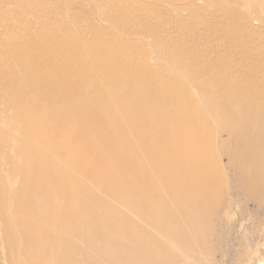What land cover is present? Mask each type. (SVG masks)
<instances>
[{
    "label": "bare ground",
    "instance_id": "1",
    "mask_svg": "<svg viewBox=\"0 0 264 264\" xmlns=\"http://www.w3.org/2000/svg\"><path fill=\"white\" fill-rule=\"evenodd\" d=\"M223 5L227 18L201 40L204 47L178 46L172 66L185 78L180 85L158 79L160 58L119 71L107 58L81 61L89 50L81 39L22 35L19 16L0 10V264H218V205L239 206L242 235L257 229L264 0ZM138 66L159 72L129 78ZM114 112L144 125L115 122L124 138L108 142L102 122ZM152 117L158 121L147 124ZM73 130L107 143L89 156L95 163L78 158L85 147L49 139ZM113 196L118 206L109 203ZM94 203L98 209L89 210ZM256 263L249 256L247 264Z\"/></svg>",
    "mask_w": 264,
    "mask_h": 264
},
{
    "label": "rangeland",
    "instance_id": "2",
    "mask_svg": "<svg viewBox=\"0 0 264 264\" xmlns=\"http://www.w3.org/2000/svg\"><path fill=\"white\" fill-rule=\"evenodd\" d=\"M224 1L226 0H0V10L4 15L8 12L19 16L18 30L22 35L34 31L41 36L38 40L46 42L49 41L47 34L55 38L81 39V43L89 47L88 52L81 51V61L107 58L116 63L119 71L131 67L133 61L140 63L150 57L160 58L163 62L155 66L161 71L158 79L163 84L180 85L185 78L180 79L178 70L172 66L177 61L175 52H178V46L184 45L189 50L201 45L204 47L205 43L201 40L211 34L212 27L221 24V19L227 18ZM99 41L101 44H95ZM122 45L127 48L123 49ZM144 47L150 50L162 49L166 55H157V52L149 50L144 52L141 50ZM91 70L92 68L87 71ZM159 71L151 74L150 70L148 72L138 66L134 75L129 78L137 80L143 75L155 76ZM69 105L72 106L73 103ZM99 106L104 108L105 104L100 103ZM133 113L140 115L142 112L136 109ZM122 115L118 112L111 113L107 116L110 118L102 122L108 142L119 143L124 138L122 133L114 129L115 122L120 121L125 126L144 125L142 121L121 122ZM157 121L158 118L152 117L147 124ZM71 124L76 126L77 120L72 119ZM62 129L64 130V126ZM49 139L76 149L85 147L78 158L88 163L97 161L96 158L90 160L89 156H97L107 149V143L95 144L81 137L78 130L71 131L69 136L56 134ZM129 142L136 143L134 139H129ZM113 161L112 156L105 159L107 163ZM222 162H226L225 157L221 159ZM125 167L130 170V166ZM41 179L40 183L46 182ZM100 186L96 182L92 185ZM74 196L77 197L78 194ZM91 198L92 196H81V200L87 203H91ZM64 202L68 204V201ZM109 203L119 205L114 196ZM248 207H253V204L249 203ZM216 208L220 216L215 230V242L219 244L214 254L215 261L218 264H247L249 256H254L256 264H261L264 251V211H257L253 217L257 229L253 233L242 235L239 206L232 204L228 209L218 205ZM97 209L98 204L89 205V210ZM230 213H235L234 218L228 217ZM81 219H85V216H81ZM125 224H128V220ZM220 234L221 237L218 238ZM254 242H257L256 247L252 246Z\"/></svg>",
    "mask_w": 264,
    "mask_h": 264
},
{
    "label": "built area",
    "instance_id": "3",
    "mask_svg": "<svg viewBox=\"0 0 264 264\" xmlns=\"http://www.w3.org/2000/svg\"><path fill=\"white\" fill-rule=\"evenodd\" d=\"M261 264H264V251H263V260H262V263Z\"/></svg>",
    "mask_w": 264,
    "mask_h": 264
}]
</instances>
